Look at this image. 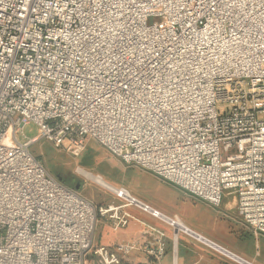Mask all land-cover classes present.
Masks as SVG:
<instances>
[{"label": "built area", "instance_id": "1", "mask_svg": "<svg viewBox=\"0 0 264 264\" xmlns=\"http://www.w3.org/2000/svg\"><path fill=\"white\" fill-rule=\"evenodd\" d=\"M29 123L39 130L26 138ZM43 139L77 149L92 139L214 206L232 192L264 236V0H0V264L158 261L167 236L131 206L171 228L173 246L182 233L256 264L77 168L120 199L93 203L32 154ZM99 218L143 229L98 244Z\"/></svg>", "mask_w": 264, "mask_h": 264}, {"label": "crops", "instance_id": "2", "mask_svg": "<svg viewBox=\"0 0 264 264\" xmlns=\"http://www.w3.org/2000/svg\"><path fill=\"white\" fill-rule=\"evenodd\" d=\"M131 167L135 168L124 169V172H130L127 181L125 183L120 182L121 184L118 185L114 184V186L124 187L132 195L165 213L177 214L184 223L191 225L194 230L202 235L256 264H264V236H254L238 216L236 196L232 192L225 191L221 204L214 206L182 191L175 185L159 179L146 170L136 166ZM121 172L123 173V171ZM126 183L128 186L123 185ZM159 191L165 195L161 194V196L158 193ZM115 201L119 202L120 199L116 198ZM129 210L139 219L159 226L164 230L167 236V252L159 260L170 258V264H173V262L175 264H232L221 254L182 233V237L180 238L181 235L179 234L177 242L173 246L171 228L151 218L136 207L131 206ZM178 211H180V215ZM106 225L111 232L119 231L118 236H112L105 243V245L110 246L118 242L137 240L143 229V226L136 221H129L126 226L118 229H113L109 224ZM143 257L141 254L133 252L126 260L140 263ZM149 262L152 263L155 260L150 258Z\"/></svg>", "mask_w": 264, "mask_h": 264}, {"label": "rangeland", "instance_id": "3", "mask_svg": "<svg viewBox=\"0 0 264 264\" xmlns=\"http://www.w3.org/2000/svg\"><path fill=\"white\" fill-rule=\"evenodd\" d=\"M219 109H221V107H219ZM38 130L35 124L29 123L24 127L23 132L26 138H30L38 133ZM20 138L23 139L21 135ZM30 151L43 163L47 170L55 175L62 183L72 187L95 204L114 202L116 198L104 186L81 172H78L77 168L93 175L98 174L104 182L111 185L125 183L127 178L130 177V172H124V169L135 168L123 163L119 158L112 155L108 150L101 147L92 139L87 140L83 149H77L69 143H65L62 147H56L43 139L33 143L30 146ZM121 171H123V173ZM123 185L128 186L127 183ZM158 193L160 195H165L160 191ZM143 200L145 199L143 198ZM178 213L179 215L181 214L180 211H178ZM106 224H108L106 219L99 218L97 221L94 241L98 244H105L112 236H118L119 234V231L111 232ZM181 237L182 235L180 238ZM128 257L129 255L127 258ZM149 259L148 256H144L143 260H140V263L170 264V258H164L158 261L155 260V262L152 263L149 262Z\"/></svg>", "mask_w": 264, "mask_h": 264}, {"label": "bare ground", "instance_id": "4", "mask_svg": "<svg viewBox=\"0 0 264 264\" xmlns=\"http://www.w3.org/2000/svg\"><path fill=\"white\" fill-rule=\"evenodd\" d=\"M86 176L91 178V176L89 174H86ZM117 188L122 189V187H117Z\"/></svg>", "mask_w": 264, "mask_h": 264}]
</instances>
